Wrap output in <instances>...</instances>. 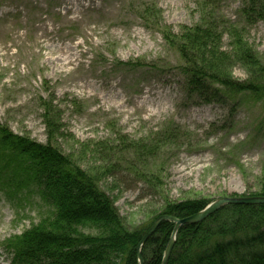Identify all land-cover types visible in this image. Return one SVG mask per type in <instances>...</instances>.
<instances>
[{"label":"rangeland","instance_id":"rangeland-1","mask_svg":"<svg viewBox=\"0 0 264 264\" xmlns=\"http://www.w3.org/2000/svg\"><path fill=\"white\" fill-rule=\"evenodd\" d=\"M214 1L215 7L212 0H0V125L45 144L48 103V117L60 127L58 148L100 178L128 229L149 220L164 200L211 203L257 193L264 186V101L237 96L219 106L187 100L176 71L183 62L178 51L139 17L153 4L164 27L179 34L199 23L204 5L243 29L249 45L263 53L264 23L246 27L241 0ZM222 46L228 49L227 37ZM232 75L245 80L238 67ZM162 129L180 131L179 148H165L140 165L132 145ZM101 149L108 154L102 157ZM143 175L161 183L160 194ZM4 196L0 264H10L5 240L37 224L48 209L31 189L13 200Z\"/></svg>","mask_w":264,"mask_h":264},{"label":"trees","instance_id":"trees-1","mask_svg":"<svg viewBox=\"0 0 264 264\" xmlns=\"http://www.w3.org/2000/svg\"><path fill=\"white\" fill-rule=\"evenodd\" d=\"M198 9L199 23L182 28L179 34L164 27L153 4L142 7L139 16L147 29L158 30L178 51L183 62L176 71L186 99L219 106L237 96L264 101V52H257L243 29L226 24L214 10L204 5ZM238 14L246 27L264 23V0H241ZM224 37L228 49H223ZM235 67L243 71L245 80L233 77ZM47 104L43 105L45 144L0 125V188L5 186L0 193L13 200L22 190L31 189L48 209L37 224L5 240L10 264H138L137 245L159 216L183 219L210 203L203 198L164 200L149 220L128 229L114 201L101 189L100 178L58 148L60 127L48 117L53 110ZM179 132L162 129L134 143V153H129L142 165L165 148H179L175 141ZM107 151L101 149L99 154L103 157ZM143 176L160 194L161 183L152 185L151 177ZM249 197H264V186ZM173 228L167 221L159 224L140 248L142 264H161ZM167 264H264V205L224 206L201 223L180 227Z\"/></svg>","mask_w":264,"mask_h":264},{"label":"water","instance_id":"water-1","mask_svg":"<svg viewBox=\"0 0 264 264\" xmlns=\"http://www.w3.org/2000/svg\"><path fill=\"white\" fill-rule=\"evenodd\" d=\"M227 205H246V206H258V205H264V197H226V198H219L213 202H211L209 205H207L203 210L197 212L194 215H191L189 217L183 218V219H175L169 216H159L151 225V227L147 230V232L144 234L142 239L137 245V261L138 264H142V259L140 257V248L145 243V241L155 232L159 224L163 221H167L174 224L173 231L171 233L170 240L166 246L165 252L162 257L161 264H167L169 256L172 251V247L174 244V239L177 230L185 225H195L198 223L203 222L205 219H207L209 216L223 208Z\"/></svg>","mask_w":264,"mask_h":264},{"label":"bare ground","instance_id":"bare-ground-1","mask_svg":"<svg viewBox=\"0 0 264 264\" xmlns=\"http://www.w3.org/2000/svg\"><path fill=\"white\" fill-rule=\"evenodd\" d=\"M209 205V204H208ZM203 210V209H202ZM210 217V216H209Z\"/></svg>","mask_w":264,"mask_h":264}]
</instances>
